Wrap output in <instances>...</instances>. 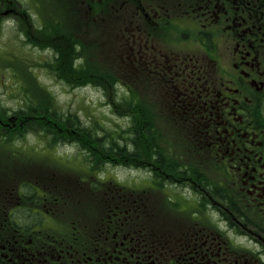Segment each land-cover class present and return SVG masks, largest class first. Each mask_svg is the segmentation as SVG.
Masks as SVG:
<instances>
[{"label": "flooded vegetation", "instance_id": "obj_1", "mask_svg": "<svg viewBox=\"0 0 264 264\" xmlns=\"http://www.w3.org/2000/svg\"><path fill=\"white\" fill-rule=\"evenodd\" d=\"M84 2L85 34L128 57L186 140L108 182L0 159V264H264V0Z\"/></svg>", "mask_w": 264, "mask_h": 264}, {"label": "rangeland", "instance_id": "obj_2", "mask_svg": "<svg viewBox=\"0 0 264 264\" xmlns=\"http://www.w3.org/2000/svg\"><path fill=\"white\" fill-rule=\"evenodd\" d=\"M68 2H76L79 21L85 22L88 17V4L84 2V0H0V9H2L0 11V148L15 149L16 151L21 149H38L37 153L39 154L34 159L43 163L48 162L49 164L66 165L69 168H73L77 176L82 177L87 175L83 161L78 158H71L78 157L80 154V148L75 147L79 145L80 141L73 140L71 136H68L69 134H63L64 131L62 128L64 129V126L62 124L56 121L57 123L51 125V128L47 127L49 125L46 126L44 124L35 130H27L25 128L26 123L15 116V114L22 113L19 109L25 108V111L28 110L27 104L31 101L26 103V98H28L29 93L23 85L26 81L33 80L42 85L40 88L47 90L44 91V93L49 99L45 103H48L53 111L57 109L62 114L68 113L69 111L75 113L85 124H88L90 115L92 118H98L99 121L106 120L108 123H111L113 128L116 127L114 126L116 122L118 123L121 121V123H124L121 119L123 118V114L119 115L117 112H114L113 115L111 114L108 106L109 102L98 88L96 89L92 85H88L89 83H86L85 86H66L67 82L65 81V75L63 73L54 72L47 66V64H50L46 59L51 58V60H53L52 51H42L34 46H28L30 40L29 38H25V36L33 31L34 28L33 24L30 22L33 20L35 23L43 24V18L40 13L44 16V12L50 13L48 17L49 20L52 16L57 21L60 18V13L63 12ZM7 3H9V6H6ZM129 9V5H125L123 6L122 12L125 13L124 11H128ZM21 10H23L25 14H21ZM19 14L22 18L19 17ZM97 21H102L101 16ZM65 22H68L73 27L70 20ZM95 24L99 28V23L95 22ZM76 29L79 32H76L75 39L70 38L72 42H70V50L66 60L71 68L75 63L78 64L80 62L94 67H103V65L106 66L113 62L109 59L107 60V56H105L108 50L102 47L104 46L103 42L106 41L104 39H97V41H95L96 48L93 51L94 54H92V56L89 55L90 59L87 60L85 58L86 54L83 52V46L89 43V37L83 34L87 31V28L76 27ZM32 34L35 35V32H32ZM120 36L122 38L116 39L117 45L120 50H126L131 40L128 35V38H123V32L120 33ZM55 37L58 38L59 36ZM168 39L172 44L177 46L180 42L179 34L170 35ZM185 46L186 45H183L182 47ZM102 58H104L105 61H103ZM125 59L127 58L125 57ZM10 62L14 64L10 65ZM119 67L123 68L124 65H119ZM11 78L13 83H11ZM129 87L135 88V85L129 83ZM129 87L124 85L122 87L123 89L119 88L117 90L123 95L126 91H129ZM174 89H172V91H175ZM137 92L139 96L142 97L141 92L139 90ZM145 94H147L146 91ZM130 95L133 96V93H130ZM133 98L139 99L136 94H134ZM142 101L146 102L145 98ZM111 103H116V96L114 94L111 96ZM12 109H18V112H13ZM121 111L123 113L126 110L121 108ZM159 114L161 117H165L160 110ZM53 117L56 120L54 115ZM125 117L131 119L128 115H124V118ZM35 118L34 116V119ZM160 125L161 122L157 121L156 126L161 140L159 144L172 145L185 142V138H179V130L175 124L169 123L166 119L164 126L162 127V125ZM16 126L19 128H16ZM119 130L120 128L118 131ZM3 139L8 140L6 141ZM64 141L67 142L63 143ZM45 142L50 144H45ZM73 143L76 145L74 144V146ZM39 149L49 150L41 152ZM31 153L34 154L33 152ZM177 154L183 153L177 152L175 155ZM58 159H72L77 161H61ZM108 164V167H103L102 169L98 166V170H101L100 174L103 175L104 172L109 174L110 170L113 171L115 169L113 167V162ZM77 165L78 168H75ZM128 169H130V167ZM128 169L120 168L119 170L121 172L117 174V177L128 178L130 173H124ZM173 184L174 183H169L168 185L170 186ZM172 187L173 186L168 189L169 193L177 190L176 187ZM27 188L30 187L27 185ZM169 200H171V197H169Z\"/></svg>", "mask_w": 264, "mask_h": 264}, {"label": "trees", "instance_id": "obj_3", "mask_svg": "<svg viewBox=\"0 0 264 264\" xmlns=\"http://www.w3.org/2000/svg\"><path fill=\"white\" fill-rule=\"evenodd\" d=\"M22 12L25 14L23 10ZM40 15L43 18V24L35 23L33 20L30 22L34 27L30 33L35 32V35L32 34L33 36H31L29 33L25 36V38H29L30 40L31 45L29 44L28 46H34L42 51H52L53 60L51 58L47 59L50 64H47L48 68L54 72L63 73L65 75V81L67 82L66 86H85L86 83H89L88 85H92L96 89L98 88L104 94L106 100H108L111 114L113 115L114 112H117L119 115L123 114V118L121 119L124 123H121V121L116 122L114 125L116 127L113 128L111 123H108L106 120L99 121L98 118H92L90 115L88 124H85L75 113L69 111L68 113L62 114L57 109L53 111L49 107V104L45 103L49 99L44 93L47 90L40 88L42 85L33 80L26 81L23 85L29 93L28 98H26V103L31 101L27 104L28 110L25 111V108L19 109L22 113L15 114V116L26 123L25 128L27 130H35L44 124L46 126L49 125L47 127L51 128V125H55L57 123L56 121H58L64 126V129L61 127L64 131L63 134H69L68 136H71L73 140L80 141L79 145L73 143V145H76H74L75 147L80 148V154L78 157L71 158L82 160L87 173L83 177L77 176L74 169L70 167L68 168L69 177L84 181L90 178L98 182H108L110 175L107 172H104L103 175L100 174L101 170H98L99 167L101 169L108 167V163L113 162L114 167L121 166L128 169L135 159L138 161L146 160L147 155L154 149L148 146L158 145L159 142L161 143L156 126L157 121L161 122L163 127L168 118L160 116L159 102L155 97L152 101L145 99L146 102H143L142 100L144 98L140 97L137 90L129 87L127 83L123 84L129 87V91H126L122 95L117 90L119 89L118 79L116 77L118 72L112 63L106 66L103 65V67H94L80 62L78 64L75 63L71 68L66 60L70 50V42H72L70 38L75 39L76 36L75 29L69 23L65 25L64 22L63 24L55 23L57 25L55 26L51 19L49 20L50 13L48 12H44L45 17L41 13ZM66 16L68 17V14ZM51 18L53 17L51 16ZM55 36L59 37L57 38ZM95 48V43L93 46H88V44L83 46V52L86 54L85 58L87 60L94 54L93 51ZM105 56L110 61L115 57L110 54H106ZM102 59L105 61L104 58ZM11 82L13 83L12 79ZM130 93H133V96ZM113 94L116 96V103H111V96ZM134 94L139 99H134ZM121 108L126 111L122 113ZM12 110L13 112H18V109ZM124 115L130 116L131 119H127L128 117L124 118ZM34 116L36 117L35 119ZM168 122L171 123L169 120ZM16 128L19 127L16 126ZM119 128L120 130L118 131ZM3 140L7 141L8 139ZM65 142L67 141L63 143ZM45 144L49 145L50 143L45 142ZM166 151L174 152L171 147L166 149ZM166 154H168L167 158L169 160L171 155L167 152ZM67 160L71 161L70 159ZM169 161L172 165H175L171 160Z\"/></svg>", "mask_w": 264, "mask_h": 264}]
</instances>
